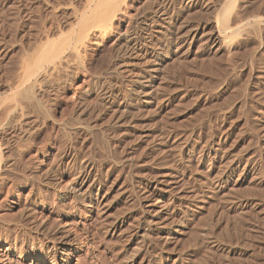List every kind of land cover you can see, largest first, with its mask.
Returning <instances> with one entry per match:
<instances>
[{"label": "rangeland", "instance_id": "374dc122", "mask_svg": "<svg viewBox=\"0 0 264 264\" xmlns=\"http://www.w3.org/2000/svg\"><path fill=\"white\" fill-rule=\"evenodd\" d=\"M42 1L0 0L1 98L14 83L26 49L39 42L47 25L55 27L58 21L60 26V4L77 3L47 0L45 6ZM50 2L56 7L60 3L57 10ZM202 3L193 11L197 19L191 14L195 19L178 26L183 34L178 47L153 80L158 93L135 118L114 123L111 109L125 99L131 79L149 61L139 57L136 74L134 69L124 73L115 65L117 35H108L96 38V45L87 44L80 71L68 67L42 85L38 99L46 106L43 115L27 110L8 121L9 126L0 125V154L7 166L0 181L1 264H123L142 224L137 216L142 204L135 200L143 184L165 172L175 175V187L181 188L164 200L167 226L176 232L168 240L165 231L149 229L131 264H264V0H237V10H232L237 15L227 14L230 20L237 18V29L227 40L210 34L220 17H209ZM150 25L140 32L144 43L138 41L139 54L163 38ZM115 27L122 33L128 24ZM187 28L197 30L189 45L182 42ZM81 180L91 185L83 201L62 197L69 185ZM219 181L222 194L229 191L227 203L217 192ZM201 193L209 197L199 206L195 200ZM130 213L133 220L120 227L124 231L110 236L111 220ZM19 221L23 235L34 237V243H49L33 230L43 221L49 229L64 228L74 251L58 252L53 262L50 254L41 258L33 253L25 236L14 248ZM6 233L12 238L5 239Z\"/></svg>", "mask_w": 264, "mask_h": 264}, {"label": "bare ground", "instance_id": "6f19581e", "mask_svg": "<svg viewBox=\"0 0 264 264\" xmlns=\"http://www.w3.org/2000/svg\"><path fill=\"white\" fill-rule=\"evenodd\" d=\"M45 1L46 2L42 1L44 3V5H45V3H47V0H45ZM200 2H203L202 3L203 5H204V3L206 4L205 8H203V9H206V13L209 12L208 16L210 14L212 16L214 13L215 16H218V18L220 17L219 18L220 20L216 19V22L215 21L213 22V23H215L214 24L215 27L213 26L214 29L212 30V32H210V34L214 38L225 39L226 35L229 32L231 33V31L237 29V18L235 17V15H234V17L236 19L232 18L231 20L229 19L230 15L227 16V14L229 12L233 13V11L237 8V0H77L76 4L69 3L68 1H66L62 4L59 3L60 4L59 9L61 10V12L63 14V20L62 19L60 20L61 21L60 26L55 24L56 21L54 20L55 21L54 22L55 27L50 28V26L47 25L48 28L47 27H45V29L43 28L44 32H43L42 37H40L41 36L40 33H39L40 34L39 37L37 35V37H38L37 39H40L39 42L38 41H37L38 43L33 42V45H34V43H35V45L32 46V48H30V49L28 47L30 52H27L29 50L26 49L27 50L26 53H24V51H23L24 56L22 58L19 57L21 59H19V61H18L19 65H17V68H18L17 73L15 71V73H16V75H15L16 77H14L15 81L11 86L7 87V91L5 92L6 96H8V95L9 96L3 98L4 94H5V93H3L2 98L0 97V125L2 126V124H3V126H4V123L7 124V122L11 121L15 115L18 117L20 115L22 116L23 112L27 111V110L28 111L32 110V112H36V115H37V113L42 114V112L44 111V107H46V106L42 105V103H41V101L43 102V100L40 101V97L38 99V94H39V91H40L42 85L45 82H47L50 78H52L55 74H58L59 72L63 73L64 70H68L72 66L76 67V69L74 68V70L78 71L77 69H79V71H80V69L83 68V66H84L83 59H84V55H85L84 53H85L86 48L88 46L87 44L91 42L92 44L96 45V44H98L96 41L97 40L96 38L102 39L104 37H107L108 35L109 36L110 35H113V36L117 35L115 38L116 40L115 41L113 40L115 42V43L114 42L113 43H114V47L116 49V50L114 49L116 51L115 52L116 57L114 56L115 60H116L115 65L118 67V69H120L124 73L130 72L134 68L136 69L138 67L139 62L137 63L136 61H137V58L139 59V57H141V60L145 59V62L149 61V63H147V66L144 64L145 62L141 63V61H140V64H144L146 67L145 68L139 67V69L140 68L141 69L137 71V74L135 72L136 70L134 69V75L136 74L135 75L136 78L131 79L132 81L130 80L131 84L129 85L130 89H128L129 93L128 94L126 93V97L124 100L122 99L123 101L121 103L117 102L119 104L115 105L114 110H113V108L111 109L113 111L112 112L113 114H111V115L113 117L114 123H117V122L121 123V121L124 122L123 120H125L127 122V120H129V119L131 120L132 118H135V116H136L135 114L139 112L138 110L144 106L147 107V105L149 103H151L150 101H152V100H150L151 97L154 96L156 93H158L157 90H155L156 93L154 94V90L152 89L153 87H155V86H153V82H154L153 80L157 77V74L160 72V70L162 68V63L173 52L172 51L173 48L177 46L176 41L178 40L179 34H181L183 36V34L180 32L178 26L180 25V29H181V24L183 23V21L187 22L188 19H189L188 21H190V19L191 20L195 19L194 17L190 18V16L197 15V12L195 14V12L193 13V11H197L195 9L198 8ZM50 4L54 7V9L57 10V7L59 6V4L57 7L54 6V3L50 2ZM51 5H49V7ZM201 7H202V5H201ZM51 9L54 10L51 7L50 11H52ZM203 9H202V11H203ZM47 10L49 11V9H47ZM199 12L201 13V11H199ZM210 12H212V13H210ZM235 12L233 14H235ZM52 13L55 14V10ZM52 13H48V14L53 15ZM203 13H205V10ZM191 14H193V15H191ZM219 15H221V16H219ZM236 15H237V12H236ZM198 16H200V14ZM205 17L207 18V14L205 15ZM197 18L198 17H196V19ZM49 21H51V19ZM122 22H127L128 27H127V29L125 28L126 30L124 32L119 33L117 28L115 27L116 28L115 29L114 26H115V23L121 24ZM151 23L153 24V29H150V31L155 33V34H161V36H163V38L157 40L156 44L154 43V45L152 47L149 46V48H148V46H146L147 44H145V45L143 44L144 46H146L145 48L147 50H143L144 53L139 54L142 52V51H140V48L138 45V41H140L139 40L140 39V32H143L144 28H148V30H149ZM258 23H260V22H258ZM197 24H199V23H197ZM210 24H212V23H210ZM195 26L197 27V25H195ZM195 26H194V28H195ZM189 28H190V26H189ZM191 29H192V27H191ZM191 29L187 28L186 29L187 31L184 30L185 31V34H184L185 39H183L182 42L185 41V43L186 44L188 43V45L190 43H192L194 40H196V37H197V35H196L197 30H191ZM208 32L204 31L203 33L205 34ZM198 33H199V31H198ZM203 33L199 34V36L203 35ZM151 35H153V34H151ZM208 36L209 35H207V37ZM156 37H157V35H156ZM203 37H205V36H203ZM227 38H226V40H227ZM148 40L150 41L149 38H148ZM140 43H141V41H140ZM142 43H144V42H142ZM179 44L182 45L183 43H179ZM146 59H148V61H146ZM144 65H142V66H144ZM68 67H70V68H68ZM66 68H68V69H66ZM120 70H118V71L120 72ZM111 71H112V69H111ZM81 72H83V71H81ZM134 75H130V77L134 76ZM55 77L56 76H54L53 78H55ZM51 80L52 79H50V81ZM46 84L47 83H45L44 85H46ZM123 84H124V82H123ZM154 89H157V88L155 87ZM7 93H8V95H7ZM111 102L113 103V101H111ZM81 111H84V110L82 109ZM136 111H138V112H136ZM18 117H17V119H18ZM110 118H111V116H110ZM78 120H79V118H78ZM81 120H79V121H81ZM11 123H12V121H11ZM69 124H71V123H69ZM72 124H74V123H72ZM75 124H78V123L76 122ZM71 127H72V125H71ZM64 144H66V143H64ZM2 158L3 157L0 154V164L3 166L2 167L0 165L1 166L0 167V181L5 178L4 170H6L5 168L7 167L6 164L4 162H2L3 161ZM227 164H230V163L227 162ZM7 165H9V164H7ZM223 165L224 164H222V166ZM225 165H226V163H225ZM226 166H228V165H226ZM226 166H225V169H226ZM231 168H229V169H231ZM223 170H224V168H223ZM10 171H12V170H10ZM218 173L221 174L222 172L219 171ZM36 175L38 176V174H36ZM181 175H182V173H181ZM174 176L173 175L169 176L167 174V172H165V174L162 173V175H160L158 178L156 177L155 180L152 179L153 181L148 182L147 184H145V186L143 184L142 187H144V188H143V190L141 189L142 191L140 190L141 196L139 197V200H135L136 198L138 199V196L136 195L137 197H135L134 200L139 201V203L142 204L141 210L139 208V211H140V212H138L139 215L137 214V216H140L142 224H140L141 225L140 227L137 226V228L139 229L137 231V237L135 239H132V242H134L133 243L134 245L130 244L131 245L130 246V252L131 253H129V255L127 254L128 256L124 260L123 264H131L132 263V260L135 256L134 254H135V252L138 251L137 249H139V247H141V244L143 243L144 238L147 237L146 235H148V234H146V232L149 229L159 231L158 233L165 231L163 233H165L164 234V236L166 237L165 239H168V240H170L172 238V234H174L176 232V228L170 229L167 226L168 222L166 223V220H168V218H167L168 209H167V205H166L167 202L164 203V200H165L167 194L172 192L174 188H176V190H177V188L179 186V185H177V187H175L177 183L175 182L176 178ZM216 176L218 177V175H216ZM180 179H182V178H180ZM180 179H178V180H180ZM214 180H215V177H214ZM225 180H223V182ZM149 181H150V179H149ZM221 181L218 182L219 190L217 191L220 195L222 194V191H220L222 188V187H220L221 183L223 185V182H221ZM215 182H217V181H215ZM215 182H213V183H215ZM215 184H217V183H215ZM89 186L91 187V185L87 184V181L85 182L84 180L74 182L72 185H69L67 188L65 187L66 190H65L64 194H62V197L63 198L69 197L74 202L83 201L85 194L87 192H89ZM211 188H213V187H211ZM178 189H181V188H178ZM229 190H230V192L233 191V189L232 190L229 189ZM140 191L138 192V194H140ZM228 192L227 191L225 192L226 196H228V194H227ZM132 194H133V192H132ZM180 194L182 196V193H180ZM187 194L189 197V192ZM171 195L172 194H170L169 196H171ZM199 195H197L199 197H197V199L195 201L200 206L202 204H205V202L207 201L206 198L209 196L206 197L205 193L204 194L201 193ZM225 195L223 192V194L221 196H222V199L227 203L230 200H228L229 196L227 198V197H225ZM174 196H177V195H174ZM181 196H178V197L181 199ZM190 196H192V195H190ZM132 197H133V195H132ZM186 198H187V196H186ZM192 198H193V196H192ZM195 198H196V196H195ZM131 200H133V199H130V202H131ZM187 200H188V198H187ZM129 203H128V206H129ZM208 209H211V207ZM129 210L130 209H128V211ZM205 214H207V213H205ZM137 216H134V218L136 217V219H137ZM216 216H218V215H216ZM130 218H132L131 220H133L131 213L127 214V215H124V214L121 215L120 214V216H118L117 218L115 217L114 220H111L110 224L108 223L109 226L107 228V233L110 234V236L115 235V234L119 235V232L123 229V228L121 229L120 227H123L124 224H126V222ZM134 222H136V220H134ZM108 224H106V225H108ZM14 226H15L14 227L15 229H14V233H13L14 237H13V243L12 244H13L14 248H17V245H19V243L20 244L22 243L21 240H24L23 238L21 239V237L25 236L26 234H25V230H24L25 228L23 227V225L20 221L18 223H16ZM176 226H178V224ZM201 228H202V226H201ZM33 230H34L35 236H37V234L44 236V238L47 239L49 242V243L46 242L47 244H42L41 241H37L36 243H34L35 242L34 237H32V236L30 237V235L28 237H26L27 235L25 236L27 238V240L30 241V245H31V249H32L33 253L38 254L41 258L44 257L45 254H50L51 258L53 259V262H55V261H57V253L58 252H61V253L64 252L66 254H70L72 251H74L73 246H71L68 243L69 235H68V232H66L64 230V228L49 229V226H46L44 221H43V223H41L40 226L33 228ZM123 231H124V229H123ZM23 234H25V235H23ZM8 237L12 238V234L10 235V234L6 233L5 239H7ZM173 261H174V259H173ZM175 261H174V263H175Z\"/></svg>", "mask_w": 264, "mask_h": 264}]
</instances>
